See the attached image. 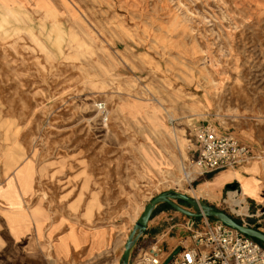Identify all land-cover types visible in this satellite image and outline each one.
Returning a JSON list of instances; mask_svg holds the SVG:
<instances>
[{
  "label": "rangeland",
  "instance_id": "rangeland-1",
  "mask_svg": "<svg viewBox=\"0 0 264 264\" xmlns=\"http://www.w3.org/2000/svg\"><path fill=\"white\" fill-rule=\"evenodd\" d=\"M207 127L264 152V0L0 6V188L12 179L39 219L83 211L88 227H121L126 238L161 194L203 202L205 178L190 161ZM184 167L198 171L194 181ZM232 193L204 203L264 233V204L246 201L244 211ZM155 242L136 244L131 258ZM123 246L108 251L122 256Z\"/></svg>",
  "mask_w": 264,
  "mask_h": 264
},
{
  "label": "crops",
  "instance_id": "crops-1",
  "mask_svg": "<svg viewBox=\"0 0 264 264\" xmlns=\"http://www.w3.org/2000/svg\"><path fill=\"white\" fill-rule=\"evenodd\" d=\"M15 1V4L23 7L34 6L36 3V0ZM92 160L95 161L94 158ZM99 175L95 174L97 177ZM203 177L205 181L198 185V192L201 194L199 199L203 202L215 204L220 197L219 192L230 185L236 184L237 187L233 190L242 192L244 183L249 184L251 190L255 188L264 199V167L257 160L236 169L214 174L204 173L199 178ZM206 185L209 187L200 191V188ZM20 197L24 198V195L20 194ZM245 199L256 202L249 194H245ZM35 209L36 206H22L17 210H11L0 196V264L120 263L122 256L116 254L118 250L113 252L108 250L120 245L125 247L133 228L124 238L119 234L118 229L121 227H88L83 221V211L76 219L69 216L65 209V212L55 219L48 215L49 220H42L35 215L37 212ZM169 210L171 209L168 205H159L155 209L146 234L137 243L148 239L156 240L160 247L165 248L166 252L163 254L165 260L184 248H190L194 243L192 236L186 235L182 229L193 219L185 224L186 227L181 226ZM194 221L204 223L203 219Z\"/></svg>",
  "mask_w": 264,
  "mask_h": 264
},
{
  "label": "built area",
  "instance_id": "built-area-1",
  "mask_svg": "<svg viewBox=\"0 0 264 264\" xmlns=\"http://www.w3.org/2000/svg\"><path fill=\"white\" fill-rule=\"evenodd\" d=\"M192 151L190 163L202 171L200 176L240 168L255 160L264 167V152L259 153L232 135L219 133L211 127L196 130ZM203 220L202 231L193 232L196 225L193 220L187 224L194 242L190 248L165 260L156 241L134 257L132 255L130 264H165L167 261L169 264H264V246L259 242L219 222Z\"/></svg>",
  "mask_w": 264,
  "mask_h": 264
},
{
  "label": "water",
  "instance_id": "water-1",
  "mask_svg": "<svg viewBox=\"0 0 264 264\" xmlns=\"http://www.w3.org/2000/svg\"><path fill=\"white\" fill-rule=\"evenodd\" d=\"M237 187L236 184L228 186V189L233 190ZM177 202L184 203L194 210V212L187 211L181 208ZM159 205H168L171 209L181 213L189 219H213L226 227H229L238 233L250 237L260 244L264 245V233L259 229H254L245 225L238 224L237 221L227 215L225 212L219 211L209 204L200 202L197 199L190 198L183 194L176 192H167L153 199L144 209L143 214L133 227V230L128 237V240L124 247V252L119 264H130L131 252L139 240L146 234L148 229V223L155 209ZM165 264H169L167 261Z\"/></svg>",
  "mask_w": 264,
  "mask_h": 264
},
{
  "label": "bare ground",
  "instance_id": "bare-ground-1",
  "mask_svg": "<svg viewBox=\"0 0 264 264\" xmlns=\"http://www.w3.org/2000/svg\"><path fill=\"white\" fill-rule=\"evenodd\" d=\"M21 2H23L22 0H20ZM16 1L15 0H0V6H2L4 9H10L13 6H17V7H22L20 5L15 4ZM44 11L48 12V11H52L51 7L48 5L45 6H40ZM235 71L237 73H240L239 71V67L236 66ZM225 74V73H224ZM222 74V75H224ZM203 104L205 107H210L211 106V98L208 94H205L203 96ZM95 108L97 109L98 106H95ZM127 109L126 107H124V110ZM105 113H103L101 110L98 114V116L103 117V121L104 124H106L109 121V113L106 112V117H104ZM162 125V124H161ZM160 125V126H161ZM108 125H106L107 127ZM244 139H251L250 136H245ZM183 170V175H184V180L185 183H190L192 181L195 180V176H197L198 171H189L187 170L185 167ZM189 171V172H188ZM207 187H209V185H206L202 188H200V191L205 190ZM194 193V190H191ZM245 194H249L253 197L254 201H256L258 204H264V199L260 196L259 193H257V191L255 190V188L253 190L250 189V185L247 183L243 184L242 187V192H237V193H232L229 197L230 199L233 201V203L237 206H239L240 208L243 207L244 204H246V199H245ZM0 196L6 201L7 206L9 207V209L11 210H17L19 208H21L22 206V200L20 197V194L15 190L14 188V183L12 181V179H10L6 186L4 188H0ZM239 197V200H235L236 197ZM198 199V198H197ZM244 211L246 210L245 208H242ZM247 212V211H246Z\"/></svg>",
  "mask_w": 264,
  "mask_h": 264
},
{
  "label": "trees",
  "instance_id": "trees-1",
  "mask_svg": "<svg viewBox=\"0 0 264 264\" xmlns=\"http://www.w3.org/2000/svg\"><path fill=\"white\" fill-rule=\"evenodd\" d=\"M183 204V203H182ZM169 207V206H168ZM170 208V207H169ZM171 209V208H170ZM227 214V213H226ZM228 215V214H227ZM230 216V215H229ZM211 221H213V222H216L215 220H213V219H210ZM237 221V220H236ZM237 223L238 224H241V222L240 221H237ZM262 245V244H261ZM264 246V245H263Z\"/></svg>",
  "mask_w": 264,
  "mask_h": 264
}]
</instances>
